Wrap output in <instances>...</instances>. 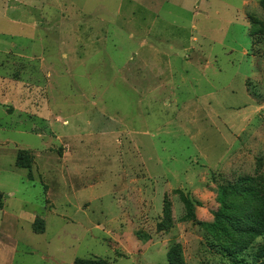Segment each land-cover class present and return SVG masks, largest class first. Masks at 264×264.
Instances as JSON below:
<instances>
[{
    "label": "rangeland",
    "instance_id": "374dc122",
    "mask_svg": "<svg viewBox=\"0 0 264 264\" xmlns=\"http://www.w3.org/2000/svg\"><path fill=\"white\" fill-rule=\"evenodd\" d=\"M101 1L0 0L14 264H264V0Z\"/></svg>",
    "mask_w": 264,
    "mask_h": 264
},
{
    "label": "crops",
    "instance_id": "0c3cea01",
    "mask_svg": "<svg viewBox=\"0 0 264 264\" xmlns=\"http://www.w3.org/2000/svg\"><path fill=\"white\" fill-rule=\"evenodd\" d=\"M65 1L68 4L67 6L72 8V9L74 8V9L83 10L82 8L88 7L86 0H65ZM96 1L100 2L101 0H96ZM164 1H165L164 4H166V3L171 4L172 3L173 5H176L181 10H183L184 12H186V11L189 12L190 14H192V16H194V18L195 17L201 18V17H205V16L209 17V12H207V9L210 10V7L212 6L214 1L224 2L225 0H164ZM234 1H236L237 6H238L236 9V11H237L236 14H239V12L243 11L244 8H246L248 5L255 4L258 2V0H234ZM103 2H105V0H103ZM125 2L129 3V8L132 9L133 15H136L135 10H138V9H145L147 11V5L145 4V0H117V10H120L121 8H123ZM162 9H163V7H162ZM117 14H118V11H117ZM236 14H235V16H236ZM215 15L220 16V13L218 12V10L215 11ZM144 19L147 20V17H145ZM216 20H225V19L216 18ZM101 198L102 197L100 195L96 196L94 194H92V197H91V199L93 201H95L96 199H101ZM87 203H89V202H87ZM4 207H5V204L0 209L3 210ZM1 212H3V211H1ZM125 214L126 213H124L123 210L121 209L120 216L124 217ZM23 216H26V215L24 214ZM23 216H21L20 218H23ZM35 216H36V214L35 215L33 214V215L29 216L27 221L23 220L24 222H26L28 225L31 226L32 231H33L32 223L34 221ZM103 222L104 223L96 224V227L97 228H101V227L105 228L107 223H106V221H103ZM16 223H17V225H19V222H16ZM0 227H1V225H0ZM18 228L20 230H24L25 227L18 226ZM36 234H38V233H36ZM152 244H153V241L149 245H152ZM16 253H17V247L16 246L10 247L0 240V264H14ZM71 264H73V262Z\"/></svg>",
    "mask_w": 264,
    "mask_h": 264
},
{
    "label": "trees",
    "instance_id": "16d2710c",
    "mask_svg": "<svg viewBox=\"0 0 264 264\" xmlns=\"http://www.w3.org/2000/svg\"><path fill=\"white\" fill-rule=\"evenodd\" d=\"M169 264H184L180 252L177 248H172L168 252ZM73 264H110L105 259L94 258V259H82L76 258Z\"/></svg>",
    "mask_w": 264,
    "mask_h": 264
}]
</instances>
